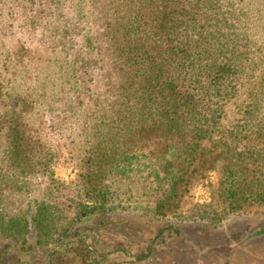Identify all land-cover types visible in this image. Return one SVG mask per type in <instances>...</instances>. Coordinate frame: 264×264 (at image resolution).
Instances as JSON below:
<instances>
[{
  "label": "rangeland",
  "instance_id": "rangeland-1",
  "mask_svg": "<svg viewBox=\"0 0 264 264\" xmlns=\"http://www.w3.org/2000/svg\"><path fill=\"white\" fill-rule=\"evenodd\" d=\"M158 2L0 0V264H264V206L233 210L221 190L230 157L242 171L240 152L264 148V0H178L174 15ZM153 45L179 65L185 45L230 65L186 172L160 161L138 72ZM16 124L31 147L20 167ZM38 203L50 207L47 246L31 224ZM22 217L29 233L14 238L3 224Z\"/></svg>",
  "mask_w": 264,
  "mask_h": 264
},
{
  "label": "trees",
  "instance_id": "trees-1",
  "mask_svg": "<svg viewBox=\"0 0 264 264\" xmlns=\"http://www.w3.org/2000/svg\"><path fill=\"white\" fill-rule=\"evenodd\" d=\"M158 1L166 3L162 6L159 5L163 12H168L169 15L179 12L181 3L178 0H148L149 7L151 4L159 3ZM186 23V21L174 20L173 27L175 28L177 25L182 27ZM155 24L159 25L158 20L155 21ZM168 30L170 28L166 29L165 24L159 26L158 31L155 32L156 38L167 36L162 32ZM146 48L147 46L143 44L139 46L136 56L139 58V56L145 55L148 52ZM153 49L155 51L154 63L149 64L142 58L138 72L146 86L147 108H150L151 111L150 122L155 128L153 133L156 138L163 140L164 151L160 161L163 171L167 175L173 174L172 171L174 172L175 168V174L178 171L186 172L199 141L207 136L209 128L212 131L217 124L218 109L221 105L219 101L228 96L224 67L228 66L229 68L230 65L213 64L211 67L209 62L194 60L192 58L193 49L196 48H192L190 45H185L183 52L185 59L183 58L182 65H179L180 55L174 54L178 59L176 62L166 55L165 49L160 45H153ZM199 56L201 57V55ZM218 56L219 54L212 50L211 55L205 54V59L211 61V58L214 60L216 58L217 60ZM199 89H202L203 92L194 94V91ZM211 89H216V97L219 99L216 102L211 100ZM211 106H215V108ZM10 128L21 132L18 130V124L14 127L11 125ZM22 134L14 135L16 145L11 150L15 155L11 157L14 158L16 167L21 166L20 161L25 159L31 149L30 145L24 147L22 141L25 138ZM245 151H241L238 155L243 157L241 167L244 172L235 169L233 163L235 156L230 157L231 161L229 160L228 164L224 166L225 178L222 181L224 186L221 190H223L226 203L233 210H241L246 204L264 206V148L260 150L262 151L261 157L257 152H251L250 148ZM174 155L176 157H173ZM174 161H179V163L174 165L172 164ZM259 166L260 170H257ZM239 175H245L250 180L241 181L238 178ZM175 184L176 182L170 183V190L175 189ZM49 209L50 207L44 203H38L35 215L33 214L31 219V224L36 231V244L40 246H47L54 241L48 221ZM85 215L88 216V214ZM3 227L14 238L24 237L29 233L30 222L25 217L17 221L10 219L9 222L3 224Z\"/></svg>",
  "mask_w": 264,
  "mask_h": 264
},
{
  "label": "water",
  "instance_id": "water-1",
  "mask_svg": "<svg viewBox=\"0 0 264 264\" xmlns=\"http://www.w3.org/2000/svg\"><path fill=\"white\" fill-rule=\"evenodd\" d=\"M258 233H260V232H258ZM263 233V232H262Z\"/></svg>",
  "mask_w": 264,
  "mask_h": 264
}]
</instances>
